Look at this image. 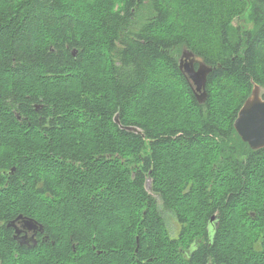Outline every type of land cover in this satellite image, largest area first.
Listing matches in <instances>:
<instances>
[{"label":"trees","instance_id":"obj_1","mask_svg":"<svg viewBox=\"0 0 264 264\" xmlns=\"http://www.w3.org/2000/svg\"><path fill=\"white\" fill-rule=\"evenodd\" d=\"M183 48L213 68L204 103L178 67ZM20 76L25 94L61 115L58 129L25 130L24 140L49 145H26L9 166L71 188L16 196L71 206L73 250L63 264L261 263L254 200L242 211L254 218L218 227L221 248L191 245L207 235L211 213L197 203L198 188L225 187L242 180L227 173L245 172L247 194L262 196L264 148L251 149L233 123L253 84L264 90V0H0V77ZM161 207L180 224L174 237Z\"/></svg>","mask_w":264,"mask_h":264},{"label":"flooded vegetation","instance_id":"obj_2","mask_svg":"<svg viewBox=\"0 0 264 264\" xmlns=\"http://www.w3.org/2000/svg\"><path fill=\"white\" fill-rule=\"evenodd\" d=\"M12 63L15 61L12 60ZM24 90L22 76L0 79L2 122L0 137L3 138L0 140V264H25L29 259H51V264H63L67 258L70 259L73 250L71 206L67 203L46 205L17 203V195L56 196L57 192L63 189L66 193L71 191L66 183L60 184L61 187L58 188L56 181L49 179L45 174H33L26 170L17 172L15 165L9 166L15 161L17 154L24 153L26 145L34 147L49 145V140L45 138L24 140L22 137L25 130H54L61 127L57 119L61 115L54 116L55 118L48 115L43 98L25 94ZM26 108L32 109L27 115L24 113ZM52 120H55V124L50 123ZM16 136L19 139H16ZM245 160L244 155V164ZM226 175L242 177V180L227 182L225 187L203 190L206 195H198V204L207 207L211 213L206 222L207 235L201 239L196 238L191 246H195L196 243L198 245L207 243L208 249L212 252L221 248V244L224 243H221V240L224 241L225 237L216 234L218 227L227 225L226 221L230 218L238 225H243L249 216L254 218V212L250 211L246 217L242 212L253 200L260 204L259 213L262 214L260 218L264 223V187L260 189L262 196L250 197L244 189L247 183L245 172ZM234 184H243L244 187L239 190L234 188ZM262 185L264 186V183ZM18 216L20 218H17ZM190 250V246L186 247V244L182 243L179 248L181 258L187 259ZM257 255L264 264V237L260 240V251ZM207 264L213 263L208 261Z\"/></svg>","mask_w":264,"mask_h":264},{"label":"water","instance_id":"obj_3","mask_svg":"<svg viewBox=\"0 0 264 264\" xmlns=\"http://www.w3.org/2000/svg\"><path fill=\"white\" fill-rule=\"evenodd\" d=\"M72 54L75 55L76 52L73 50ZM178 67L191 83L194 96L198 103H204L207 99V91L205 88L207 76L213 68L199 60L187 48H183L180 53ZM261 90L262 88L259 85L253 84L250 95L239 108L233 123V127L241 140L254 150L264 147V96L261 95ZM114 122L119 124L117 114L114 116ZM122 128L135 133L140 132L138 128L133 126ZM13 170L14 168L11 171ZM17 218H20V216ZM137 249L138 237H136L135 253Z\"/></svg>","mask_w":264,"mask_h":264},{"label":"rangeland","instance_id":"obj_4","mask_svg":"<svg viewBox=\"0 0 264 264\" xmlns=\"http://www.w3.org/2000/svg\"><path fill=\"white\" fill-rule=\"evenodd\" d=\"M248 24V23H247ZM233 25H235V23H233ZM249 25V24H248ZM250 26V25H249ZM0 79H2V77H0ZM261 95H263L264 96V90L262 89L261 90ZM227 182H230V181H227ZM227 182H223V184H225V183H227ZM151 181L149 180V179H147V181L145 182V188H146V190H147V192H149L153 197H155L156 198V200H157V203H158V205H160L161 206V201H160V199L152 192V190H151ZM222 184V185H223ZM198 190H200V192H198ZM203 190H205V189H202V188H198L197 189V192H198V195H205V192H203ZM198 195H197V197H198ZM196 201H197V199H196ZM198 203V202H197ZM162 208V207H161ZM162 213H163V216H164V218H165V221H166V223H167V226H168V228L170 229V233H171V236H176L177 235V233H178V230H179V228H180V224L177 222V220H176V218H175V216L169 211V210H167V209H165V208H162ZM234 213H232V215H233ZM260 264H263L262 262L260 263Z\"/></svg>","mask_w":264,"mask_h":264}]
</instances>
